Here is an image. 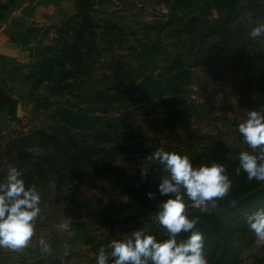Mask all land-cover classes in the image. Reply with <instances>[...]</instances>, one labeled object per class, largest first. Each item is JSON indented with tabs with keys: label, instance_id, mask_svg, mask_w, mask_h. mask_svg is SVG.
Here are the masks:
<instances>
[{
	"label": "rangeland",
	"instance_id": "obj_1",
	"mask_svg": "<svg viewBox=\"0 0 264 264\" xmlns=\"http://www.w3.org/2000/svg\"><path fill=\"white\" fill-rule=\"evenodd\" d=\"M78 1L0 0V26L12 19L10 34L14 36L28 29L24 37L16 38L10 62L0 68V182L10 167H16L26 187H34L41 197L28 245L19 250L0 247V264H97L101 248L110 255L112 241L127 239L145 225L155 237L168 234L157 219L158 204L169 198L159 195L158 185L168 173L148 158L160 148L187 155L195 168L222 164L230 190L243 176L250 181L253 189L247 195L252 197L224 216L238 229L228 260L264 264V240L248 223L249 216L264 210V181L249 180L239 166L241 152L259 155L260 150L254 152L238 131L251 111L264 112V35L255 39L249 35L264 23V0H240L230 31L206 43L180 38L174 32L175 22L164 26L174 17L199 12L205 0H188L190 6L176 11L171 10L174 0H91L88 11L97 24L96 50L86 60V74L72 81L59 76L61 84L68 86L61 94L54 90L55 83L34 87L40 56L63 48ZM213 15L218 18L217 11ZM192 46L183 60L191 70L183 94L100 105L113 119L108 122L111 127L87 137L98 164L87 162V168L77 164L70 171L50 158L29 160L26 153L16 160L19 149H12L13 142L36 129L56 132V106L71 100L80 103L82 93L89 96L90 91L111 88L113 81L107 77L118 61L137 65L144 56L148 68L164 71L168 52ZM25 149L35 155L53 154L31 143ZM145 171L146 177L142 176ZM145 187L151 191L140 194L146 198L143 203L135 189ZM149 192L156 194L155 199L148 198ZM185 203L186 208H195L187 197ZM218 209L213 206L212 211ZM69 217L71 223L65 229ZM176 238L182 241L180 233ZM41 240L49 251L42 250ZM218 247V253L226 251Z\"/></svg>",
	"mask_w": 264,
	"mask_h": 264
},
{
	"label": "trees",
	"instance_id": "obj_2",
	"mask_svg": "<svg viewBox=\"0 0 264 264\" xmlns=\"http://www.w3.org/2000/svg\"><path fill=\"white\" fill-rule=\"evenodd\" d=\"M90 1H78L77 13L70 19L71 27L67 30L69 32L67 35L68 39L65 41L63 48L55 54L50 53V55L40 56L39 69L35 72L39 75V78L36 79L37 83L33 84L34 87L44 86L48 82L55 83L57 87L54 90L61 94L67 91L68 86L61 84L59 76L65 77V80L71 78L72 81L86 74L84 70L86 60L96 50L94 40L96 38L95 28L97 24L93 21L88 11ZM239 1L205 0L206 3L199 6V12L185 15L184 17H174L166 22L164 26H172L175 22L174 32L180 38L185 41L188 40V43L196 40H199V43H206L212 36L230 31L232 22L236 20L233 17L237 16L238 8H240L238 5ZM180 6H190V3L188 0H174L171 10L176 11ZM200 11L204 13H200ZM215 11L218 13V18L213 15ZM211 13L212 15H210ZM206 30L209 31L205 32ZM24 34L26 32L20 34V37H24ZM190 49H193V46L189 49L176 48L172 52H168L167 66L164 71L160 70L159 72H157L156 68L150 69L146 66L144 56H140L139 60L140 52H138L139 64L137 65H129L118 61L110 68V74L107 77L113 81L111 88L107 87L90 91L89 96L82 93L80 98L83 101L80 103L71 100V104L60 103L56 106L54 114L59 126L58 130H55L56 132L51 133L44 129H36L22 136L20 142H13L12 149H19V156L16 157V160L22 157V153H26L29 160L33 158L47 160L50 158L60 162L64 167H69L70 171L77 164H82L86 168L88 167L87 162L98 164L97 161L99 160L94 158L95 150L87 137L92 133H100L104 127H111L108 122H112L113 119L106 114L107 109L102 108L100 105L102 103L111 105L112 103H121L130 99H147V97L158 99L164 95L179 96L183 94L191 76L190 66L186 65L183 60L184 56L189 57L191 54ZM137 92L143 93L145 96H134ZM30 143L32 146H45L51 149L53 154L35 155L32 152H26L25 148ZM237 184L238 186H234L231 190L229 189L224 197L214 199V206H219L220 208L218 210L202 213L196 208L185 209L188 218L197 220L194 230H198L203 235V250L207 264H232L228 260L232 253L230 245L231 241L235 240L238 229L235 225H230V220H224V216L227 212H236L240 209V204L246 203L252 197L247 195V193L253 189L250 181L244 176ZM139 190L140 188L135 189L137 199L146 203V198L143 199L141 195L151 191V189L145 187ZM222 199H225L226 202H223ZM224 206L226 207L225 211L223 210ZM244 225L245 223L242 224V226ZM190 234V232L185 233L183 231L180 233L182 240H186ZM155 238L158 241H163L167 240L169 236L163 233ZM222 243L225 245L221 248L226 251L218 253L217 247L222 245ZM221 248L219 250H222ZM217 256H220V258H217Z\"/></svg>",
	"mask_w": 264,
	"mask_h": 264
},
{
	"label": "clouds",
	"instance_id": "obj_3",
	"mask_svg": "<svg viewBox=\"0 0 264 264\" xmlns=\"http://www.w3.org/2000/svg\"><path fill=\"white\" fill-rule=\"evenodd\" d=\"M249 35L253 39L264 35V23L254 27ZM238 131L254 152L260 150L259 155L241 152L240 169L247 173L249 180L264 181V112L251 111L247 120L239 124ZM148 158L168 173L158 185L159 195L169 198L158 204L157 219L169 238L158 241L148 233L145 225L132 231L127 239L112 241L110 255L101 248L97 264H109L110 257L113 258L111 264H207L203 235L194 230L197 220L188 218L185 213V197L192 202L190 207L206 211L209 206H214V199L224 197L231 187L226 169L219 163L195 168L187 155L163 148ZM146 175V171L142 173V176ZM147 195L149 199L156 197L153 192ZM40 200L34 187H26L22 172L10 167L0 182V247L19 250L28 245L40 213ZM70 223L69 217L64 228L67 229ZM248 223L256 236L264 240V210L249 216ZM182 231L191 234L178 242L176 237ZM39 243L43 251H49L44 240Z\"/></svg>",
	"mask_w": 264,
	"mask_h": 264
},
{
	"label": "crops",
	"instance_id": "obj_4",
	"mask_svg": "<svg viewBox=\"0 0 264 264\" xmlns=\"http://www.w3.org/2000/svg\"><path fill=\"white\" fill-rule=\"evenodd\" d=\"M10 23H12V19L9 20L7 25L4 24L0 26V68L1 66L6 65L8 64V62H10V59L13 57L12 50L14 48L16 38L19 37L20 34L26 32V30L18 31L16 32L17 35L15 36L12 35L13 33L10 34V31L12 30Z\"/></svg>",
	"mask_w": 264,
	"mask_h": 264
},
{
	"label": "water",
	"instance_id": "obj_5",
	"mask_svg": "<svg viewBox=\"0 0 264 264\" xmlns=\"http://www.w3.org/2000/svg\"><path fill=\"white\" fill-rule=\"evenodd\" d=\"M213 206H209L208 209L206 210V212L210 213L212 212Z\"/></svg>",
	"mask_w": 264,
	"mask_h": 264
}]
</instances>
